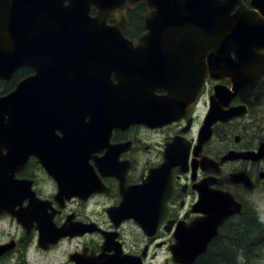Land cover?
<instances>
[{"label": "flooded vegetation", "instance_id": "af4514ba", "mask_svg": "<svg viewBox=\"0 0 264 264\" xmlns=\"http://www.w3.org/2000/svg\"><path fill=\"white\" fill-rule=\"evenodd\" d=\"M241 2L247 10L259 14L264 10L253 0ZM157 5L166 15V2ZM238 7L234 5L228 14H235ZM123 10L128 40L106 46L125 47L113 56L125 57L131 66L92 68L77 63L78 53L86 58L83 52L66 54V48H55L36 51L30 65L18 68V84L32 77L41 87L35 91L43 93L45 116L55 136L48 138L46 164L40 162L39 153H18V161L27 158L18 163L16 174L22 191L18 219L8 213L0 216L15 220L18 229L14 236L0 239V246L9 247L0 255V264H179L177 240L188 239L193 227L208 218L227 194L244 206V212L222 221L194 264H231L224 256L229 251L231 219L248 209L257 215L263 210L264 156L258 153L264 150V71L228 102L217 88L234 91L231 78L240 80L242 75L231 73L226 65L223 73L211 66L214 42L193 39L199 33L198 22L182 17V4L176 11V24L181 26L176 34L171 26L163 28L160 9L146 0L134 9H118ZM154 11L160 13L152 15ZM260 18L264 21V16ZM107 22L114 23L113 14ZM142 35L146 40L140 42ZM71 45L51 43L52 47ZM94 46L103 47L102 42ZM249 48L248 54L264 56V43H250ZM240 52L229 50L228 56L236 58ZM139 63L151 71L148 79L135 73L134 64ZM154 64L159 65V73ZM246 66L243 72L249 70ZM156 75L166 79L153 81ZM142 82L160 86L135 89ZM93 93L99 96L96 104L86 105L90 102L86 96ZM135 94L144 95V101L160 97L164 108L160 109L176 113L161 125L139 119L119 123L115 113L97 114L96 109L133 107ZM78 103L85 110L97 107L94 114L84 115L85 124L79 129L95 138L71 146L67 142L71 130L62 126L73 125L71 111ZM212 105L223 111L238 107L239 113L214 122L206 138L203 129ZM231 151L248 156L224 159Z\"/></svg>", "mask_w": 264, "mask_h": 264}, {"label": "water", "instance_id": "95a60500", "mask_svg": "<svg viewBox=\"0 0 264 264\" xmlns=\"http://www.w3.org/2000/svg\"><path fill=\"white\" fill-rule=\"evenodd\" d=\"M142 1L144 0H0V79L7 82L20 66L30 65L36 51L50 52L55 48L61 50L66 48L64 50L66 54H69V52L71 54L83 52V54H86V58L78 53L77 63L86 64L92 68L131 66L125 57L113 56L114 52L123 50L125 47H107L106 43H120L128 40L123 33L127 30L126 14L124 10L119 12L118 9L125 7L134 9ZM146 1L148 5L150 3L160 9L163 28L168 29L171 26L175 34L181 27L176 24L177 20H175V18H178L176 11H178L180 4L183 7V18L189 17L193 20L196 18L199 33L197 38L193 39L214 42L212 47L215 55L214 60L211 61V66L215 67L217 71L220 69L223 73V65H226L231 73L242 75L240 80L235 77L231 78L234 91L226 92L221 88H217L218 95L225 96L228 102L249 80L264 71V56L247 53L250 49V43H264V21H261L262 18H260V16H264L263 9L261 14L247 10L241 0ZM161 1L167 4L166 15H162L163 6L157 5V2L161 3ZM236 4L239 6L237 12L229 15V10L234 8ZM252 4L258 8H264V0H253ZM93 9H95V15L91 14ZM159 13L154 11L152 15ZM111 14L114 15L113 24L107 22V18ZM210 28L211 30L208 31ZM212 31L214 35L210 36ZM145 37V35H142L138 40L140 42L145 41ZM52 42H71L74 45L52 47ZM101 42L103 47L94 46V44ZM235 49H239L241 52L236 55V58H230L228 56L229 50L233 51ZM91 52L93 53L91 54ZM92 57L98 58L99 61L94 62L91 59ZM250 59L252 61H248ZM244 64L247 65L246 68L250 67L247 72L242 71ZM155 66L157 67L156 72L159 73V65ZM134 67L135 73L141 74V78L148 79L150 77L151 71L148 66L139 63L134 64ZM128 69L122 68V71H128ZM155 77L153 81L157 82L166 79L164 76L160 77L159 75ZM35 81L32 77L27 78L19 84L17 83L10 92L0 95V216L8 213L18 219V199L22 191L16 174L18 173V163L21 162L22 164L27 160V158H23L18 161V153L25 152L26 156L31 152L39 153L40 162L46 164L47 147L50 144L51 135L54 134V128L50 126V120L46 119L45 116L47 111L46 102L41 101L44 97L42 96L43 93L35 91V89H41V87H38ZM101 84L106 87L107 81L103 79ZM159 86L157 84L146 86L142 82L141 85H135V89L148 90ZM86 97L90 100L86 105L90 106L96 104V99L99 96L93 93L88 94ZM143 98H145L144 95L135 94L133 107L119 105L115 109L98 110L95 106L94 108L100 112L97 113L98 115L115 113V115H118L115 120L118 119L119 123H130L139 119L152 125H161L176 113L171 109L162 110L164 108L160 97L150 96L152 100L149 101H144ZM98 101L97 105L100 104V100ZM80 103L77 104L75 110L73 109L74 111H71V114L74 115V119L70 116L74 120L73 125L66 126V128L62 126L65 131L66 129L68 132L71 130L67 133V142L71 146L75 143L87 142L88 144V141L91 143L95 138V135H91L92 133L79 131L80 124H85L83 123L84 115L90 112L95 113V109L85 110L84 104ZM129 105L131 104L129 103ZM237 113H239L238 107L223 111L212 105L205 121L203 136L210 137L212 133L211 126L218 119L226 120ZM35 123L38 124L37 127L34 126ZM79 139L80 142H78ZM235 154L241 157L248 156V153L231 151L224 159L233 158ZM261 155L264 156V150H259L258 156ZM211 211L208 218L193 227L188 239L177 240L175 259L179 264H194L197 257L205 251L209 241L217 234L222 221L227 217L242 214L244 206L236 201L231 194L230 196L227 194L223 199V203L213 207ZM8 249L9 247L1 245L0 255Z\"/></svg>", "mask_w": 264, "mask_h": 264}, {"label": "trees", "instance_id": "16d2710c", "mask_svg": "<svg viewBox=\"0 0 264 264\" xmlns=\"http://www.w3.org/2000/svg\"><path fill=\"white\" fill-rule=\"evenodd\" d=\"M18 80V72L10 82L0 80V93L10 91ZM224 245L222 242L221 249ZM229 251L225 257L231 264H237L238 259L248 261L257 257H264V209L259 215L251 209L230 221Z\"/></svg>", "mask_w": 264, "mask_h": 264}, {"label": "rangeland", "instance_id": "374dc122", "mask_svg": "<svg viewBox=\"0 0 264 264\" xmlns=\"http://www.w3.org/2000/svg\"><path fill=\"white\" fill-rule=\"evenodd\" d=\"M262 199V209H264V190L261 195ZM18 229L17 223L15 220L10 219L9 217H5L2 220H0V239L4 240L9 235L14 236ZM237 264H264V257H257L255 260L248 261L245 259H238Z\"/></svg>", "mask_w": 264, "mask_h": 264}]
</instances>
